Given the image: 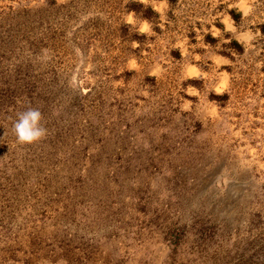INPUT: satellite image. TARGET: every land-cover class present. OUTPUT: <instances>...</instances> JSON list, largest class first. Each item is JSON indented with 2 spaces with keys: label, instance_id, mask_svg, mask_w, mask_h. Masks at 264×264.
Segmentation results:
<instances>
[{
  "label": "rangeland",
  "instance_id": "1",
  "mask_svg": "<svg viewBox=\"0 0 264 264\" xmlns=\"http://www.w3.org/2000/svg\"><path fill=\"white\" fill-rule=\"evenodd\" d=\"M235 3L177 0L162 19L139 0H0V264H264V0ZM227 14L261 34L205 35ZM29 101L50 131L20 146Z\"/></svg>",
  "mask_w": 264,
  "mask_h": 264
},
{
  "label": "clouds",
  "instance_id": "2",
  "mask_svg": "<svg viewBox=\"0 0 264 264\" xmlns=\"http://www.w3.org/2000/svg\"><path fill=\"white\" fill-rule=\"evenodd\" d=\"M139 3L144 5L145 8L151 7L152 10L157 13L162 19L166 18V10L169 9V0H139ZM255 3L256 0H236V3L230 6V9L234 8L242 15V17H247L254 13ZM126 16L127 18L125 20V25H132L135 27V20L137 14L135 12H127ZM220 23L224 26L223 32L219 28L215 27V23H213L210 29L204 30L205 35L210 33L213 38L219 39L223 35V33H236L239 37H241L240 39H236V41L244 47L245 45H251L252 40H254L258 34H261L259 30L257 33H253L251 29L245 30L242 33H237L235 21L229 14L224 15L223 18L220 19ZM153 32L154 31L152 23L147 19H141L140 24L137 28V33L140 35L147 36L149 33ZM204 36L201 37L197 35L196 39L204 40ZM223 43L229 44L231 43V40L224 39ZM131 44L133 47L137 48L140 46L137 41H132ZM188 44L189 39L185 37L182 41H178L177 44L174 46L176 50H179L181 57H184L188 54ZM205 47H211V45L205 43ZM195 59H200L198 54L196 55ZM213 63L217 67H223L230 66L232 61L224 56L215 53L213 56ZM128 65L129 72L139 70V65L134 57L128 61ZM161 71L162 67L160 65H156L149 73V76L156 77ZM207 75V73H202L196 65L189 64L185 66L184 77L186 80H203L207 78ZM220 75L221 77H228L229 73L227 71H224L223 73H220ZM229 83V80L221 79L210 92L215 93V95L217 96L224 95L221 89H225ZM185 93L187 96L192 94H195L197 97L199 96V90L192 85H189L185 89ZM16 102L18 104L22 103L20 98H17ZM208 103L212 105L217 104L216 101L209 100ZM192 104L193 102L191 100H186L185 105H182L181 108L183 111H189L191 110ZM49 131L50 130L46 126L41 106L33 107L31 106V102L29 101V104L24 111H19L15 113V119L12 124L11 132L15 136L16 144L20 146H25L41 142L47 139V137L49 136Z\"/></svg>",
  "mask_w": 264,
  "mask_h": 264
},
{
  "label": "trees",
  "instance_id": "3",
  "mask_svg": "<svg viewBox=\"0 0 264 264\" xmlns=\"http://www.w3.org/2000/svg\"><path fill=\"white\" fill-rule=\"evenodd\" d=\"M169 2H170L171 4H174V3L177 2V0H169Z\"/></svg>",
  "mask_w": 264,
  "mask_h": 264
}]
</instances>
